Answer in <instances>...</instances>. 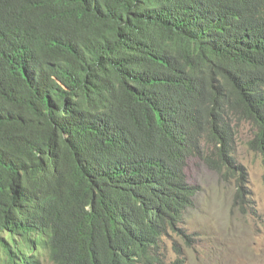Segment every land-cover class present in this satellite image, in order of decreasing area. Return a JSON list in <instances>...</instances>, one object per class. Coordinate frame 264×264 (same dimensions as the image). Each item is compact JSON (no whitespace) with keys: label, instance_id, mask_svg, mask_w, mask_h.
<instances>
[{"label":"trees","instance_id":"1","mask_svg":"<svg viewBox=\"0 0 264 264\" xmlns=\"http://www.w3.org/2000/svg\"><path fill=\"white\" fill-rule=\"evenodd\" d=\"M243 123L264 163V0H0V264H182Z\"/></svg>","mask_w":264,"mask_h":264},{"label":"rangeland","instance_id":"2","mask_svg":"<svg viewBox=\"0 0 264 264\" xmlns=\"http://www.w3.org/2000/svg\"><path fill=\"white\" fill-rule=\"evenodd\" d=\"M255 128L239 126L235 159L246 172V189L241 204L235 201L237 180L226 179L203 160L192 158L187 169L190 183L199 186L194 206L180 226L193 240L191 245L173 235L165 238L170 260L183 264H264V163L262 155L249 148ZM175 247L181 249L178 255ZM41 264H52L40 252Z\"/></svg>","mask_w":264,"mask_h":264},{"label":"clouds","instance_id":"3","mask_svg":"<svg viewBox=\"0 0 264 264\" xmlns=\"http://www.w3.org/2000/svg\"><path fill=\"white\" fill-rule=\"evenodd\" d=\"M237 192V191H236ZM234 199H235V201L237 200V198H236V194H235V196H234ZM191 245V244H190ZM180 253H181V251H180ZM179 255V254H178ZM177 259H180V260H182V262L184 263V261H183V259L182 258H180L179 256L177 257ZM175 260V259H174ZM170 261H172V260H170ZM182 263V264H183Z\"/></svg>","mask_w":264,"mask_h":264}]
</instances>
